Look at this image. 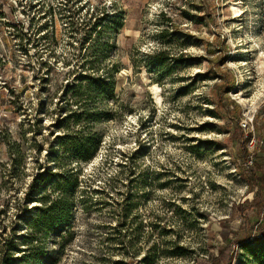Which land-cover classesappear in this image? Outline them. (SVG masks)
I'll return each instance as SVG.
<instances>
[{"label": "rangeland", "instance_id": "rangeland-1", "mask_svg": "<svg viewBox=\"0 0 264 264\" xmlns=\"http://www.w3.org/2000/svg\"><path fill=\"white\" fill-rule=\"evenodd\" d=\"M220 73L264 163V0H0V264H207L226 239L223 264H264ZM71 133L90 161L63 153ZM45 170L69 190L34 192ZM43 191L65 209L46 239L31 230Z\"/></svg>", "mask_w": 264, "mask_h": 264}, {"label": "trees", "instance_id": "trees-1", "mask_svg": "<svg viewBox=\"0 0 264 264\" xmlns=\"http://www.w3.org/2000/svg\"><path fill=\"white\" fill-rule=\"evenodd\" d=\"M206 14L208 15L209 20H212L213 15L209 13V11L208 13L206 12ZM162 34L163 36H166L168 33L163 31ZM222 45L223 47L220 55L214 57L210 63V73H213L215 67L220 69L225 68L227 60L232 56L231 49L225 43V41L222 42ZM156 59L161 63L166 62L169 60V54L165 51H161L160 53L156 54ZM178 60L180 62H185L184 59L181 58ZM220 76L223 78L222 82L216 84L211 91L215 110L218 112L226 111L229 116L233 115L232 119L235 121V130L232 134H241L240 140L243 143L240 145V156L243 165L246 164L249 157L253 158V165L251 168L241 173L242 176L247 180L249 190L242 199L241 203L237 206V210L244 212L247 208L248 210L251 209L254 211V217L257 221L255 223V228L258 231V235L252 237V240L259 242L261 238H264V163L261 161V159L258 160L255 158L256 152H251L248 150V143L253 138V135L249 133V135L245 138L242 134L240 126L243 118L242 108L235 101L228 97V94L235 87V76H225V73H220ZM89 81H91L90 83L93 82L96 85V91H101L103 86H105L101 80L93 81L92 79H89ZM108 85L110 92L113 95V79L110 80L107 86ZM78 88L82 89V85ZM75 104L78 105V101H76ZM80 118L81 115H77L75 111H71V115L68 117V119L74 120L76 125L80 123ZM259 120L260 116L257 115L254 121L255 136L257 132H260L258 127ZM72 134L73 133L61 139L62 141L60 142L59 146L63 148V153L69 154L71 158L80 162L90 161L92 158V153L90 152L89 147L93 146L96 148V145H91V142L88 139H84L83 137L80 139H75ZM230 137H232V135ZM77 140H79V142ZM258 146L259 142L257 141L254 149L255 151L257 150ZM240 167L242 168V166ZM44 185H52L54 193L57 191H63L65 189L69 190V185H61V175L58 172H52L51 170H45L44 172L38 173L33 179L31 187L34 189V192H36L40 191L41 186ZM38 202L40 203V206L36 207L35 209V213L32 217L31 230H33L36 234H41L43 239H46L63 221V216L65 214V209L63 206L64 201L60 196H54L52 193L48 194L43 191L41 196L38 198ZM245 217H247V215H245ZM40 240L41 239L37 240V242H40ZM226 240L227 246L219 248L218 256L215 258L212 257L210 263L207 264H223L224 260H229V255L232 251H234V246L232 241L229 239ZM42 242L43 241H41V243Z\"/></svg>", "mask_w": 264, "mask_h": 264}, {"label": "built area", "instance_id": "built-area-1", "mask_svg": "<svg viewBox=\"0 0 264 264\" xmlns=\"http://www.w3.org/2000/svg\"><path fill=\"white\" fill-rule=\"evenodd\" d=\"M250 123H252V119H249V121H245L243 123H241V126L244 130L248 129L249 126H250ZM253 165V160H251L249 163H248V166H252Z\"/></svg>", "mask_w": 264, "mask_h": 264}, {"label": "bare ground", "instance_id": "bare-ground-1", "mask_svg": "<svg viewBox=\"0 0 264 264\" xmlns=\"http://www.w3.org/2000/svg\"><path fill=\"white\" fill-rule=\"evenodd\" d=\"M250 52V51H249ZM264 91V90H263ZM257 96V95H256ZM262 96H264V95H262ZM241 97V96H240ZM240 97H239V99H240ZM242 100V99H241ZM258 100V99H257ZM250 101V100H249ZM246 102V101H245ZM256 102V101H255ZM251 105H252V103H251ZM250 106V105H249ZM254 106V105H253ZM256 107V106H255Z\"/></svg>", "mask_w": 264, "mask_h": 264}]
</instances>
